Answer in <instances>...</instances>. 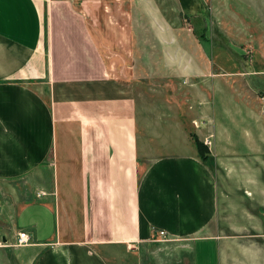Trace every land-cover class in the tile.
<instances>
[{
	"label": "crops",
	"instance_id": "1",
	"mask_svg": "<svg viewBox=\"0 0 264 264\" xmlns=\"http://www.w3.org/2000/svg\"><path fill=\"white\" fill-rule=\"evenodd\" d=\"M263 93L264 0H0V264H264Z\"/></svg>",
	"mask_w": 264,
	"mask_h": 264
},
{
	"label": "rangeland",
	"instance_id": "2",
	"mask_svg": "<svg viewBox=\"0 0 264 264\" xmlns=\"http://www.w3.org/2000/svg\"><path fill=\"white\" fill-rule=\"evenodd\" d=\"M163 1V0H160ZM166 5V4H165ZM173 7H177L176 4L173 2ZM156 88H159L160 91H164V86L165 84L162 83L161 81L156 82ZM146 90V89H144ZM239 201V202H238ZM221 210L220 213L218 214V221L220 223L221 226V232L224 233H241V234H246L248 232H253V231H259L261 230V228H229L228 225L230 224V221L232 219V210L234 208L238 209V213L239 210L240 211H245V209L250 210L253 215L257 214V205L253 202H245V201H241L240 198H236V204H232L229 205L228 201L223 203V205L221 206ZM242 211V212H243ZM234 215V214H233ZM239 219V218H238ZM178 246L177 244H164L161 241L155 242L153 243V245L150 248H144L143 253L141 256V262L146 264L149 261V264H171L173 261L174 254H178L179 250H178ZM147 257V260L145 259ZM145 259V260H144ZM213 257L210 260V264H213Z\"/></svg>",
	"mask_w": 264,
	"mask_h": 264
},
{
	"label": "built area",
	"instance_id": "3",
	"mask_svg": "<svg viewBox=\"0 0 264 264\" xmlns=\"http://www.w3.org/2000/svg\"><path fill=\"white\" fill-rule=\"evenodd\" d=\"M261 100L262 102H264V93L261 95ZM204 142L207 143V144H210L211 140L209 139V137H204ZM158 235L160 236V238H157V239H165L166 238V232L164 229H159L158 230ZM30 241V238H29V234L27 231L25 230H19L17 232V237H16V240L15 242L13 243L14 245H22V244H25V243H28ZM2 242H0L1 244Z\"/></svg>",
	"mask_w": 264,
	"mask_h": 264
},
{
	"label": "trees",
	"instance_id": "4",
	"mask_svg": "<svg viewBox=\"0 0 264 264\" xmlns=\"http://www.w3.org/2000/svg\"><path fill=\"white\" fill-rule=\"evenodd\" d=\"M190 135L194 141V143L196 144L199 154L202 158H206L207 157V148L205 146V144L203 143V141L193 132H190Z\"/></svg>",
	"mask_w": 264,
	"mask_h": 264
}]
</instances>
